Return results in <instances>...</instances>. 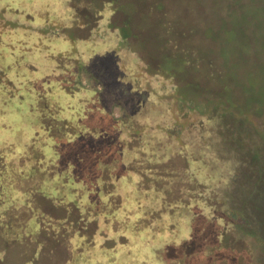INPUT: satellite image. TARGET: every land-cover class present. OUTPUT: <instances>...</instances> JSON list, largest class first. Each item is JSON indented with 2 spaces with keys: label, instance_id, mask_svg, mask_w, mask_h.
<instances>
[{
  "label": "rangeland",
  "instance_id": "1",
  "mask_svg": "<svg viewBox=\"0 0 264 264\" xmlns=\"http://www.w3.org/2000/svg\"><path fill=\"white\" fill-rule=\"evenodd\" d=\"M23 1L26 6L31 2ZM161 2L167 6L170 24L177 31L185 32L183 44L194 52L189 59L176 56L181 61L161 56L162 65L157 74L160 78L163 76L164 85L155 88L153 94L147 85L151 82L149 67L142 60L146 55L136 52L137 39L122 41L116 32L105 29L91 17H70L66 20V29L85 40L82 46L85 53L115 57L116 66L122 70L121 81L129 84L131 92L138 93V100L134 98L132 107L113 108L114 117L147 119L150 124L160 125L163 112L175 116L169 118L175 125L174 133L178 134L179 152L173 155L168 144L156 155L159 162H169L173 166L172 180L181 187L185 202L178 208L183 226L175 241L181 243L191 236L197 239L205 233V228L210 232L206 235L208 239H197L199 252L189 256L186 264H264L263 246L252 238H239L225 216L230 209H240L242 203L249 202L244 211L248 226L259 231L264 229V0ZM6 12L11 13V10ZM31 12L34 10L24 6V15ZM49 16L46 18L41 10L34 22L50 23L55 14ZM154 45L156 49L165 47L161 40H156ZM131 59H136L138 65L130 64ZM34 65L43 72L51 71L42 62ZM167 70L174 74L166 76ZM95 75L97 72L83 73L78 86L93 92L94 96L100 89ZM179 89L183 90L182 97ZM169 93L172 96L166 97ZM52 94L62 106L63 116L72 113L66 109L64 93L54 88ZM168 97H173L175 105L166 106L162 102ZM31 101V97H26L20 105L15 101L14 109L7 103L17 111L6 113L16 122L11 129L0 127V144L16 138L14 129L20 128L17 120L22 114H25V133H30ZM168 122L171 121L168 119ZM23 144L21 141L15 145V156L20 154ZM182 151L185 153L180 155ZM4 153L3 162L11 151ZM115 167L116 162L97 165L98 178L93 191L82 198L83 208L91 220L70 252L66 247L61 252V259H68L63 264H182L180 260H161L164 240L145 243L137 230L134 208L139 193L128 178L121 179L119 189L116 188ZM3 169L0 161V213L7 211L4 217L8 218L5 221L8 225L17 220L13 218L15 212H10L8 194L11 191ZM27 184H31L29 180ZM28 246L25 238L7 241L0 227L1 253L6 252L8 257L25 253L29 257ZM35 263L54 264V260L41 254Z\"/></svg>",
  "mask_w": 264,
  "mask_h": 264
},
{
  "label": "trees",
  "instance_id": "2",
  "mask_svg": "<svg viewBox=\"0 0 264 264\" xmlns=\"http://www.w3.org/2000/svg\"><path fill=\"white\" fill-rule=\"evenodd\" d=\"M165 5L161 0H31L26 6L23 0H0V127L11 129L16 120L6 113L17 112L12 110L13 102L20 105L26 97L32 99L29 112L33 116L29 119L30 133H25L22 114L21 119L17 118L20 128L14 129L16 138L0 144V161L11 191L10 212H15L13 218L17 220L7 225V211L1 212L0 227L7 241L27 239L29 261L37 262L41 254L54 260V264L68 260L61 259V252L65 247L70 252L91 220L82 198L93 191L99 163L116 162V188L121 179L131 180L139 193L134 203L137 230L146 244L164 240L162 261L180 260L186 264L189 256L199 252L197 239H208L210 232L205 228L197 239L191 236L181 243L175 241L183 226L178 208L185 202L181 187L173 183V166L156 159L157 152L168 144L173 155L179 152L178 134L172 123L175 116L163 112L160 125L150 124L147 119L114 117L113 108L132 107L138 93L131 92L129 84L121 81L122 70L116 66L115 57L85 53V40L66 29L70 17H91L116 32L122 41L137 39L136 52L146 55L142 60L149 67L151 82L147 85L153 94L155 88L164 85L163 76L157 74L161 56L177 61L176 56L189 59L194 52L183 44L185 32L170 24ZM24 6L34 12L24 15ZM41 10L46 18L55 14V19L44 24L34 22ZM156 40L163 41L167 51L156 49ZM133 60L129 63L138 65ZM38 61L51 71L37 69L34 63ZM170 71L165 75L172 76ZM93 72H97L100 82L96 96L79 88L81 75ZM54 88L64 93L66 109L72 112L68 116L62 115V106L52 94ZM182 91L179 89L181 97ZM168 98L162 102L175 105L173 97ZM20 140L24 144L15 156L14 147ZM9 150L3 162L4 152ZM28 180L31 184L27 187ZM248 207L249 202L242 203L240 209H230L225 215L228 224L239 238H252L264 248V229L248 226L244 213Z\"/></svg>",
  "mask_w": 264,
  "mask_h": 264
},
{
  "label": "crops",
  "instance_id": "3",
  "mask_svg": "<svg viewBox=\"0 0 264 264\" xmlns=\"http://www.w3.org/2000/svg\"><path fill=\"white\" fill-rule=\"evenodd\" d=\"M8 256L10 255H7L6 252L1 253L0 251V264H35L32 261H29V257H27V254L25 253H20V255L15 254V258L13 256Z\"/></svg>",
  "mask_w": 264,
  "mask_h": 264
}]
</instances>
